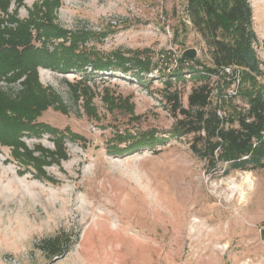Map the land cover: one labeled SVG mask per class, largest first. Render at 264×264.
Instances as JSON below:
<instances>
[{"label":"rangeland","instance_id":"rangeland-1","mask_svg":"<svg viewBox=\"0 0 264 264\" xmlns=\"http://www.w3.org/2000/svg\"><path fill=\"white\" fill-rule=\"evenodd\" d=\"M249 1L255 32L262 35L264 0ZM4 2L10 18L0 11V38L11 35L15 20L25 22L33 12L38 17L46 12V0ZM59 4L53 23L87 37L79 44L82 50L102 57L114 51L145 52L157 76L147 75L149 81L137 84L119 71L92 76L91 67L86 78L37 70L41 87L58 105L34 123L65 136L66 155L50 163L53 158H44L41 149L55 150L54 135H22L32 155L47 162L41 174L34 165L18 161L13 146L0 143V264H264V169L210 175L190 149L192 136L172 133L175 119L163 97V76L177 63L170 52L175 49L179 57L195 49V60L211 66L204 40L190 24L175 37L185 20V0ZM43 41L49 52L58 44ZM34 44L41 47L42 41ZM188 72L185 81L173 80L172 87L181 91L185 107L193 86L201 83ZM24 80L0 78V90L15 97L24 90ZM106 98H130L131 109L108 107ZM232 104L245 102L238 96ZM118 133H148L147 144L154 145L127 153L124 148L133 142L118 145ZM59 234L67 235L70 244L64 255L51 259L39 246Z\"/></svg>","mask_w":264,"mask_h":264},{"label":"trees","instance_id":"trees-1","mask_svg":"<svg viewBox=\"0 0 264 264\" xmlns=\"http://www.w3.org/2000/svg\"><path fill=\"white\" fill-rule=\"evenodd\" d=\"M4 1L0 0V11L10 18L8 5ZM45 5L46 12L42 16L46 15V24L42 16L38 17L33 12L32 19L25 22L15 20L13 23L17 24L16 29L8 30L11 33L9 37L0 38V78L18 81L25 77L22 82L24 90L15 97L0 90V143L13 146V154L18 161L34 165L41 174L47 162L32 155L20 140L22 135L32 134L36 138L44 132L54 135L55 150L41 149L44 158L45 155L53 158L50 163L58 161V158L66 155V151L63 142L65 136L50 125L34 123L43 111L58 105L38 81L37 70L40 67L63 74H80L82 78L87 77L88 67L94 70L89 73L92 76L99 72L113 74L119 71L137 84L149 81L147 75L151 74V78L157 76L153 60L145 52L114 51L102 57L86 49L82 50L79 44L87 37L75 35L53 23L59 0H46ZM174 13L175 10L173 15H176ZM182 19L185 20L180 22L181 28L175 30V37L181 32L186 33L187 23L190 24L204 40L211 66L186 58L182 53L176 67L170 70L169 75L163 76L166 81L163 95L165 105L175 119L172 133L179 138L192 136L190 149L196 158L206 163L205 168L210 175L216 172L228 175L232 171L264 169V83L260 81V78H264V56L259 55H264V39L260 42L255 32L250 1L185 0ZM1 25L0 20V33L4 34ZM43 39L52 43L58 41V44L49 52L44 47ZM41 41V47L34 44ZM234 66L244 68L245 71L239 92L234 96L244 100L245 104L241 106L231 105L234 97H224L225 89L233 83V76L221 72L226 67ZM187 71L190 77H195L201 83L193 86L188 95V107H185L181 91L178 87L172 90V87L173 80L185 81L184 72ZM10 73L13 75L8 78ZM211 80H215L216 87L212 86ZM106 100L108 107L131 109L127 104L130 98ZM229 105L231 110L227 113ZM89 107L86 100L85 108L90 114ZM65 129L71 131L70 128ZM74 134L73 138L78 137V134ZM116 138L118 145L130 140L133 142L124 148L127 153L132 148L154 145L152 142L147 144L148 133L139 136L118 133ZM120 151L115 153L119 154ZM69 244L70 238L59 234L44 240L39 247L51 259H58L67 251Z\"/></svg>","mask_w":264,"mask_h":264},{"label":"built area","instance_id":"built-area-1","mask_svg":"<svg viewBox=\"0 0 264 264\" xmlns=\"http://www.w3.org/2000/svg\"><path fill=\"white\" fill-rule=\"evenodd\" d=\"M173 52H170L173 54V56L177 59L176 60V65L178 64V59L180 58V56H177V51L175 49H172ZM243 70L244 68L238 67V66H234V67H226L222 70V74L226 75V76H230L232 75L233 77V83L231 84L230 87H227L224 91V97L228 98V97H234L238 94L239 92V88L241 86V79L243 76ZM219 114H221L219 112Z\"/></svg>","mask_w":264,"mask_h":264},{"label":"water","instance_id":"water-1","mask_svg":"<svg viewBox=\"0 0 264 264\" xmlns=\"http://www.w3.org/2000/svg\"><path fill=\"white\" fill-rule=\"evenodd\" d=\"M183 56L191 60H195L197 56V51L195 49H188L183 52Z\"/></svg>","mask_w":264,"mask_h":264},{"label":"crops","instance_id":"crops-1","mask_svg":"<svg viewBox=\"0 0 264 264\" xmlns=\"http://www.w3.org/2000/svg\"><path fill=\"white\" fill-rule=\"evenodd\" d=\"M253 15H254V12H253ZM254 19H255V17H254ZM254 21H255V20H254ZM256 34H257V33H256ZM257 36H258L259 41L262 42V40L264 39V34H262V35H261V34H260V35L257 34ZM261 56L263 57L264 55L261 54Z\"/></svg>","mask_w":264,"mask_h":264}]
</instances>
